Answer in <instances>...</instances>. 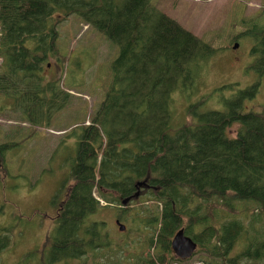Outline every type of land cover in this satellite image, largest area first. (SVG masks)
Returning <instances> with one entry per match:
<instances>
[{
	"label": "trees",
	"instance_id": "1",
	"mask_svg": "<svg viewBox=\"0 0 264 264\" xmlns=\"http://www.w3.org/2000/svg\"><path fill=\"white\" fill-rule=\"evenodd\" d=\"M151 1L0 0V93L19 95L23 114L35 128L50 122L69 102L70 93L59 82L44 84L40 75L50 56L58 54V26L66 18L79 16L119 46L105 99L91 124L71 135L77 139L69 179L73 185L60 207L43 264H71L109 244L106 224L92 222L93 217L113 203L123 205L143 180H148L146 197L155 201L156 209L143 207L138 217L142 223V216H150L157 241L137 264L188 262L171 249L180 228L206 248L210 260L205 264L225 262L245 235L251 239L244 238L246 246L237 260L264 264V240L257 241L243 223L230 219L216 226V208L234 214L235 203L253 201L264 216V106L261 112L244 109L260 84L243 90L237 84L222 87L221 92H233L223 98L226 111L198 113L204 102L199 103L189 109L196 116L193 125L174 130L173 95L196 88L201 65L216 50ZM245 36L254 42L253 68L263 78L264 25L249 27ZM236 123L240 128L232 138L229 129ZM15 146L0 145V163ZM212 200L217 202L206 216L200 215L201 206L190 212L194 202ZM118 219L126 220L121 214ZM10 246V237L1 235L0 255Z\"/></svg>",
	"mask_w": 264,
	"mask_h": 264
},
{
	"label": "rangeland",
	"instance_id": "2",
	"mask_svg": "<svg viewBox=\"0 0 264 264\" xmlns=\"http://www.w3.org/2000/svg\"><path fill=\"white\" fill-rule=\"evenodd\" d=\"M151 4L216 50L201 65L196 88L173 95L174 130L193 125L196 116L191 117L189 109L199 103L204 102L198 113L226 111L223 98L232 96L233 92L220 89L227 85L237 84L238 89L243 90L259 83L258 92L244 102V109L247 112L263 110L264 77L260 78L253 68L254 42L245 33L255 24L264 25V0H152ZM58 31V54L56 51L50 56L40 75L44 84L59 82L70 93L68 104L57 111L50 122L35 128L23 114L25 108L18 103L19 95L0 93V145H16L0 163V236L8 235L11 239L9 249L0 255V264L44 263L60 207L73 185L69 179L77 139L71 135L74 130L91 124V117L105 99L113 80L112 64L119 55L117 44L77 15L66 18ZM236 44L238 48L233 49ZM239 128V124H234L229 135L235 138ZM149 191L142 189L139 198L126 205L113 203L93 217L92 222L106 224L109 244L105 243L96 253L89 252L74 259L71 264H137L149 255L157 241V231L149 224L150 216H142V223L138 217L143 207L156 209L155 201L146 197ZM95 197L99 198L97 192ZM212 202L217 200L196 201L190 205V212L201 206L200 215L206 216ZM244 204L235 203L234 211L238 212L234 214L225 207H217L216 226L235 219L243 223L257 241L264 240L262 209L253 201ZM102 205L106 203L103 201ZM245 207L248 210L245 211ZM118 214L126 218L121 222L126 226L125 231H120L116 223ZM256 218L259 220L255 221ZM201 230L202 225L195 228L194 235ZM244 238L251 239V236ZM244 238L228 259L225 262L219 259L218 264H235V260L237 264H256L237 260L246 246ZM204 260H210L209 253L199 246L188 262L171 264H205Z\"/></svg>",
	"mask_w": 264,
	"mask_h": 264
},
{
	"label": "water",
	"instance_id": "3",
	"mask_svg": "<svg viewBox=\"0 0 264 264\" xmlns=\"http://www.w3.org/2000/svg\"><path fill=\"white\" fill-rule=\"evenodd\" d=\"M238 44H236L233 49L238 48ZM137 192L132 197H129L123 201V205L128 204L130 201L139 198L141 194L142 189H150V185L148 183V180L139 181L136 184ZM117 225L120 227V231H125L126 226L120 222V220L117 221ZM199 248V245L196 241H194L193 238L188 236L186 234V231L184 228H180L176 234L174 235L172 241H171V249L174 253V255L180 259V260H190L192 259L195 254L197 253Z\"/></svg>",
	"mask_w": 264,
	"mask_h": 264
},
{
	"label": "flooded vegetation",
	"instance_id": "4",
	"mask_svg": "<svg viewBox=\"0 0 264 264\" xmlns=\"http://www.w3.org/2000/svg\"><path fill=\"white\" fill-rule=\"evenodd\" d=\"M118 220H119V219L116 220V223H117Z\"/></svg>",
	"mask_w": 264,
	"mask_h": 264
}]
</instances>
